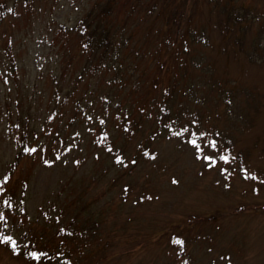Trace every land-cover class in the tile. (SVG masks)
Listing matches in <instances>:
<instances>
[{
    "label": "trees",
    "instance_id": "trees-1",
    "mask_svg": "<svg viewBox=\"0 0 264 264\" xmlns=\"http://www.w3.org/2000/svg\"><path fill=\"white\" fill-rule=\"evenodd\" d=\"M90 3L71 25L41 18L39 50L26 46V59L11 37L0 52V135L11 148L9 159L0 151V252L12 262L139 264L122 258L121 235L137 224L135 209L155 199L139 180L156 158L155 143L176 138L188 146L203 138L196 127L213 114L243 123L264 112L257 83L222 80L215 66L231 55L264 66L257 0ZM213 138L233 139L218 131ZM44 169L56 174L42 191L34 175ZM188 223L165 228L172 244L182 241L173 244L179 264L205 257L206 236L187 237ZM148 235L137 237L149 244Z\"/></svg>",
    "mask_w": 264,
    "mask_h": 264
},
{
    "label": "rangeland",
    "instance_id": "rangeland-1",
    "mask_svg": "<svg viewBox=\"0 0 264 264\" xmlns=\"http://www.w3.org/2000/svg\"><path fill=\"white\" fill-rule=\"evenodd\" d=\"M91 1L0 0V15L2 4L6 3L7 9L0 22V52L4 53L11 37L10 45L21 57H27L26 46L30 54H35L44 23L41 18L71 25ZM257 4L264 13V0H257ZM229 58L226 66L215 64L218 77L257 83L264 90V66L248 64L242 57ZM254 115L242 123L237 121V115L228 122L227 114L221 117L213 114L203 117L196 127L197 135L203 132V138L194 140L195 144L180 146L176 138H163L155 143L156 158L152 165L144 166L139 177L141 182L147 181L143 190L155 199L151 205L135 209L140 216L137 224H126L129 225L126 233L134 231L132 235L125 232L121 235V250L127 253L123 259L135 256L139 264H167L166 261L179 264L181 258L174 254V242L165 228L189 222L183 227L187 237L206 236L201 250L205 257L198 260L193 257V264H264V112ZM2 130L4 126L0 123V133ZM216 131L230 134L233 138L230 145L223 143V139L218 140L220 143L216 141L213 138ZM176 134L181 135V131ZM0 139V151L9 159L11 148L5 146L10 145L1 135ZM221 157H226L227 162ZM22 161L28 164L30 157ZM47 173L44 169L34 175L36 186L42 191L56 174ZM149 173L154 174L152 179ZM126 208L120 210L123 219L130 215ZM136 225L141 227L135 229ZM146 232L149 244L137 237ZM131 236L137 241L131 242ZM188 250H196L195 240L189 242ZM0 263L19 264L12 262L6 252H0Z\"/></svg>",
    "mask_w": 264,
    "mask_h": 264
},
{
    "label": "snow or ice",
    "instance_id": "snow-or-ice-1",
    "mask_svg": "<svg viewBox=\"0 0 264 264\" xmlns=\"http://www.w3.org/2000/svg\"><path fill=\"white\" fill-rule=\"evenodd\" d=\"M192 143L193 144H195V141H192ZM221 159H223V160H225V162H227V158L226 157H221ZM3 217H0V219H2ZM175 243H178V244H180V243H182V241H174ZM13 246H15L14 244H13ZM33 256H34V258H35V254H33Z\"/></svg>",
    "mask_w": 264,
    "mask_h": 264
}]
</instances>
